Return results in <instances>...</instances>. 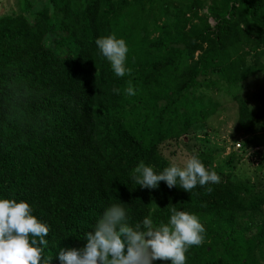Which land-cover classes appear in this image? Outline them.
I'll return each mask as SVG.
<instances>
[{"label": "trees", "instance_id": "obj_1", "mask_svg": "<svg viewBox=\"0 0 264 264\" xmlns=\"http://www.w3.org/2000/svg\"><path fill=\"white\" fill-rule=\"evenodd\" d=\"M19 1L0 13V198L28 202L49 226L44 258L60 264L61 248L82 247L121 204L133 227L167 223L173 206L197 215L205 239L186 264H260L264 191L217 172L210 152L193 154L220 182L189 193L132 175L141 162L157 174L171 165L160 144L214 113V92L230 93L240 125L260 117L229 89L264 72V0H44L31 16ZM111 34L129 49L123 77L95 43ZM251 138L264 143V130Z\"/></svg>", "mask_w": 264, "mask_h": 264}, {"label": "clouds", "instance_id": "obj_2", "mask_svg": "<svg viewBox=\"0 0 264 264\" xmlns=\"http://www.w3.org/2000/svg\"><path fill=\"white\" fill-rule=\"evenodd\" d=\"M51 45V39L46 38ZM101 54L110 62L115 75L123 77L131 69L126 68V41L115 34L99 37L95 41ZM118 93L119 89H113ZM126 94L135 95L131 86ZM132 179L141 188L157 189L161 181L169 189L177 187L191 192L197 185L220 182L216 171L208 169L198 158L189 156L183 166L173 161L157 174L153 167L141 162ZM211 192V188L206 189ZM167 223L155 225L151 216L134 227L127 222V213L121 204H111L101 214L93 230L86 233L85 244L80 248H61L57 258L60 264H154L155 261L170 264H186V253L191 246L203 243L205 227L195 214L177 211L170 207ZM49 226L33 215L32 206L14 198H0V264H52V258H44Z\"/></svg>", "mask_w": 264, "mask_h": 264}, {"label": "rangeland", "instance_id": "obj_3", "mask_svg": "<svg viewBox=\"0 0 264 264\" xmlns=\"http://www.w3.org/2000/svg\"><path fill=\"white\" fill-rule=\"evenodd\" d=\"M43 2L31 0V7L25 12L31 16ZM20 10L19 0H0V13ZM53 36L48 34L47 38L52 42ZM46 42L48 44L47 39ZM229 90L244 96L253 111L261 114L260 117L240 125L237 122V103L230 93L225 90L214 92L213 97L218 103L215 112L194 124L187 135L163 141L160 150L181 166L197 149L207 150L212 154L211 166L217 172L229 173L236 181L252 183L255 191H264V143L258 144L251 138L264 130V112L260 108L261 96L264 95V72L249 76ZM236 142H240V146ZM262 249L260 264H264V246Z\"/></svg>", "mask_w": 264, "mask_h": 264}, {"label": "built area", "instance_id": "obj_4", "mask_svg": "<svg viewBox=\"0 0 264 264\" xmlns=\"http://www.w3.org/2000/svg\"><path fill=\"white\" fill-rule=\"evenodd\" d=\"M236 145H237V146H240V142H236Z\"/></svg>", "mask_w": 264, "mask_h": 264}]
</instances>
